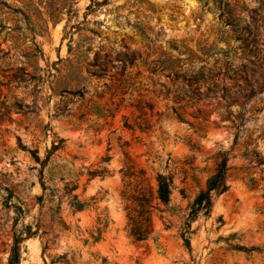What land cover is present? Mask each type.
<instances>
[{"label":"rangeland","instance_id":"rangeland-1","mask_svg":"<svg viewBox=\"0 0 264 264\" xmlns=\"http://www.w3.org/2000/svg\"><path fill=\"white\" fill-rule=\"evenodd\" d=\"M248 31L262 44L253 98L184 99L182 78L154 71L164 55L184 74L219 69L218 51L185 61L205 45L236 48V67ZM253 151L264 155V0H0V264L30 230L21 264H264ZM224 155L230 188L192 222L190 253L184 216ZM159 176L173 180L167 207ZM140 191L158 207L145 242L127 219Z\"/></svg>","mask_w":264,"mask_h":264},{"label":"trees","instance_id":"trees-1","mask_svg":"<svg viewBox=\"0 0 264 264\" xmlns=\"http://www.w3.org/2000/svg\"><path fill=\"white\" fill-rule=\"evenodd\" d=\"M247 36L239 37L242 44L239 48L242 50L244 55L247 57V62L242 61L238 66L234 67L231 60V52L236 48L218 49L213 46L205 45L201 48L200 54L189 52L188 57L185 61L193 62V60L205 61L207 58L214 56L215 51L223 56L224 62L221 64L219 69L214 71H206L205 67L200 68L199 71L192 72V74H184L181 67L179 58H172L171 56L164 55L166 58L159 57L155 60L154 71H160L168 73L167 77H174L176 80L182 78L185 82L186 93L184 99L198 98L201 97H214L219 99L218 95L221 96V100H226L233 91L240 96H243L245 92H248L249 97L253 98L257 93L253 89L251 77L253 76L255 69H257L260 61L261 54V40L256 32L248 31ZM220 63V59L217 60L216 64ZM217 68V67H215ZM205 86V89H204ZM249 101V100H246ZM244 107V106H243ZM244 109V108H243ZM244 111V110H243ZM200 112V111H199ZM176 115L183 119L179 112L175 111ZM241 126L245 123V114H241ZM62 141L58 144H54L52 152L61 148ZM254 158L257 159V165H264V155H259L255 151L252 152ZM109 160V159H107ZM230 167L228 165V157L224 155L218 164L215 173L207 182L205 190L201 191L193 201L189 203L188 213L184 216V222L180 228V238L182 239L183 246L192 253L191 246V229L192 222L199 213L204 215H210L216 197L226 193L230 186L228 184ZM247 185L251 189L258 187L256 178L250 177L246 180ZM173 187V180L170 177L159 176L158 178V190L157 200L163 206H168L171 202V191ZM131 200L133 206L128 208L127 219L130 236L136 242H145L153 232V218L152 213L154 210H158L156 205H153L152 195L150 192L140 191L132 195ZM86 207L85 204H79L78 210H83ZM37 231H28L26 237L23 235L16 234L13 238V244L10 250L7 264H21L22 261V244L25 238L34 237ZM234 250L251 252L243 247L232 246ZM46 249V248H45Z\"/></svg>","mask_w":264,"mask_h":264}]
</instances>
